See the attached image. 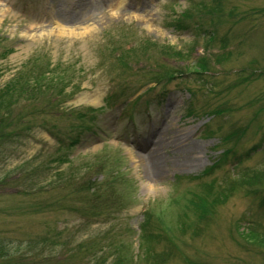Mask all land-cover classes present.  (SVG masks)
Wrapping results in <instances>:
<instances>
[{"label": "rangeland", "instance_id": "rangeland-1", "mask_svg": "<svg viewBox=\"0 0 264 264\" xmlns=\"http://www.w3.org/2000/svg\"><path fill=\"white\" fill-rule=\"evenodd\" d=\"M219 1L226 14L210 18L200 6L214 0H0V90L37 60L67 87L61 99L19 102L15 123L0 127V243L15 264H264L245 244L251 229L264 233V0ZM195 62L221 87L194 72L157 82ZM132 104L134 121L124 117ZM79 122L91 130L74 144ZM170 125L179 136L160 153L170 169L154 181L134 153ZM59 137L70 146L63 164L51 163ZM107 159L124 209L84 213L52 189L58 171ZM92 175L106 195L110 174L97 165Z\"/></svg>", "mask_w": 264, "mask_h": 264}, {"label": "trees", "instance_id": "trees-1", "mask_svg": "<svg viewBox=\"0 0 264 264\" xmlns=\"http://www.w3.org/2000/svg\"><path fill=\"white\" fill-rule=\"evenodd\" d=\"M214 2L215 3L213 8L211 7V4L201 5L199 12L203 13V15H206L208 10L210 13V18L214 17L216 13L217 15L226 14L225 13L226 7H224L219 0H214ZM201 7L207 10H202ZM214 8H217L219 10ZM230 9H232L233 11L230 10V12L228 13L230 15H233L234 12H236V9L234 7H230ZM190 10L191 9L184 10L182 12L183 13L182 18L184 20H189V18L190 19L192 18L189 15ZM198 22L202 23L203 20L198 19ZM37 61L27 66L26 71L20 73L21 75L19 77H15V80H13L11 84H8L5 87V89L0 90V127H3V129H4V121L6 117L9 116L8 119V121L10 122L9 125L15 123L16 119L14 118V111L18 106L19 102L35 104L36 102H41L42 100H45L46 96H51L52 94H57L56 98L58 99L64 97V92L67 88L64 84L65 79L57 78V77L55 78L54 76H48L47 74L51 73V71H49L48 69L44 70L42 67H39L40 65L38 64ZM117 61L118 64L123 69L128 68L130 66L128 65L124 55H122L119 59H117ZM41 63L42 66H50L49 62L46 63L41 62ZM197 64L198 62L196 63L195 68L188 71L186 70L177 71L174 67H169L168 70L159 73L160 75L156 77L159 78L157 82L164 81L165 83H170L175 79L176 75L183 76L185 74H188V72L189 73L194 72L193 75L196 76L199 80L203 81L205 84L211 86V89H216L217 86L221 87L220 83L215 84L214 81L212 82L210 79L211 77L208 75L209 73H212L213 70H211L210 68H205L204 63H202V65H198V67ZM58 74H61V72H59ZM246 77L250 79L249 76ZM207 78L209 79V81H211V83L209 81L204 80ZM59 80H61L60 85L55 87V83L59 82ZM215 85L217 86L215 87ZM57 89H59V92ZM223 89L224 88H221L219 91H223ZM219 91L218 94L221 93ZM113 102H114L113 98L110 97L108 104L109 103L112 104ZM225 106H227V104ZM26 127H27V131H29V126ZM90 130L91 127H85L82 124V122H79L78 125H76L75 128L73 129V134L77 133V136L75 138V143L74 142L73 143L74 144L79 143L81 141V136L84 137V133ZM232 137H234V135ZM57 140L58 143L61 144V147H59L58 154L51 159L52 161L51 163L63 164L62 161L67 156L65 153L64 154L61 153H63L65 149H68L70 146H68L66 143V141L68 140L67 138L59 137ZM81 164L79 165L74 164L67 172L58 171L54 176L53 182H51L52 189L59 191L66 190L63 192L68 191L69 193L68 196L70 197L73 196L77 198V200H79V204L82 206L83 209L81 212L84 213L88 209V207L91 208V211L94 213V215H101V214H105L106 212L109 215L115 213L114 210H117L119 208L124 209L125 208L124 193H119V189H117V187L114 185V184L124 185L121 183V181L117 179L120 177H119V172H116L117 167L115 164V160L107 159V163L105 165L102 164L100 165L98 163H96V165H90V162L88 163L87 161L83 165ZM97 165L101 166L102 170L106 169L107 172L110 174L107 178L108 179L107 182L109 183V192L104 196H100L97 194V190H99L100 188L98 187L97 183L93 182L92 180L93 175L90 176V172L93 171V169ZM249 174H250L249 172H246L244 176V180H242L241 182H237L240 185V187L247 186L243 182L251 180L250 178H248ZM260 186L263 187L261 184L251 183L249 184L248 187L254 188ZM252 191H254V189ZM48 206H55V203L52 202L48 204ZM192 206L194 207V205ZM189 208L190 206L188 207V209ZM150 221L151 219L149 217L146 223H149ZM143 227H145V225ZM256 230L258 232H255ZM251 231L252 233L246 235L247 241L245 244L247 249L251 247L252 249H257L261 253H264V233L258 230V228H253L251 229ZM143 232L146 233V230H143ZM241 235L244 236L242 233ZM14 262H15L14 255L8 252L7 246L0 243V264H15Z\"/></svg>", "mask_w": 264, "mask_h": 264}, {"label": "bare ground", "instance_id": "bare-ground-1", "mask_svg": "<svg viewBox=\"0 0 264 264\" xmlns=\"http://www.w3.org/2000/svg\"><path fill=\"white\" fill-rule=\"evenodd\" d=\"M179 136V132H174V126L170 125L168 128H160L154 129L150 132L145 138L144 144L136 146L138 150L137 153H134V156L137 158L139 163L144 162L148 175L154 181H159L166 176V172H168L169 167L164 171L162 168V162L160 153L163 149L167 148L172 144L174 140H176ZM144 153V154H141ZM145 155V156H144ZM148 160L152 164L153 175H150L149 168L147 165ZM200 159L196 161H186L180 165L181 169H188L195 166Z\"/></svg>", "mask_w": 264, "mask_h": 264}]
</instances>
